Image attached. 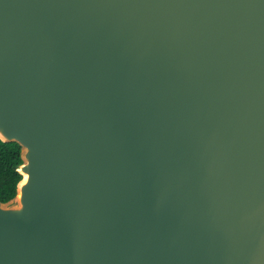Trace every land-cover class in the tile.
I'll return each mask as SVG.
<instances>
[{
  "label": "water",
  "instance_id": "water-1",
  "mask_svg": "<svg viewBox=\"0 0 264 264\" xmlns=\"http://www.w3.org/2000/svg\"><path fill=\"white\" fill-rule=\"evenodd\" d=\"M0 264H264V0H0Z\"/></svg>",
  "mask_w": 264,
  "mask_h": 264
},
{
  "label": "trees",
  "instance_id": "trees-1",
  "mask_svg": "<svg viewBox=\"0 0 264 264\" xmlns=\"http://www.w3.org/2000/svg\"><path fill=\"white\" fill-rule=\"evenodd\" d=\"M21 145L16 141H3L0 138V199L7 201L17 193L22 174L17 166L23 161Z\"/></svg>",
  "mask_w": 264,
  "mask_h": 264
}]
</instances>
